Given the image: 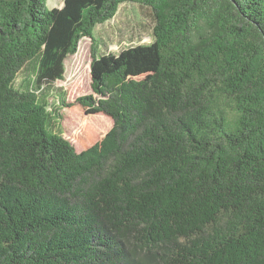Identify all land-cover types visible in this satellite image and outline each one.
I'll list each match as a JSON object with an SVG mask.
<instances>
[{"label": "trees", "instance_id": "1", "mask_svg": "<svg viewBox=\"0 0 264 264\" xmlns=\"http://www.w3.org/2000/svg\"><path fill=\"white\" fill-rule=\"evenodd\" d=\"M126 3L152 42L99 56ZM0 264H264V0H0Z\"/></svg>", "mask_w": 264, "mask_h": 264}, {"label": "rangeland", "instance_id": "2", "mask_svg": "<svg viewBox=\"0 0 264 264\" xmlns=\"http://www.w3.org/2000/svg\"><path fill=\"white\" fill-rule=\"evenodd\" d=\"M60 0H46L48 10L58 8ZM153 16L149 8L137 4H121L115 16L104 24L98 25L95 36L100 39L101 45L97 48L98 55L113 53L118 54L121 50L152 42ZM90 45L88 38L79 41L77 52L64 61L63 81H56L50 86H45L41 93L37 92L39 98L47 99L48 110L58 107L57 102L61 92L71 85L78 84L81 94L91 93L90 89ZM32 71L25 66L20 71L13 83L17 89H22L24 80ZM43 93V94H42ZM63 118L60 121V132L66 139L75 143L82 133L87 119L74 117L69 112H60ZM53 126L57 127L55 121ZM108 129V126H106Z\"/></svg>", "mask_w": 264, "mask_h": 264}, {"label": "crops", "instance_id": "3", "mask_svg": "<svg viewBox=\"0 0 264 264\" xmlns=\"http://www.w3.org/2000/svg\"><path fill=\"white\" fill-rule=\"evenodd\" d=\"M62 5H63V0H60L59 3L57 4V7H58V8H61Z\"/></svg>", "mask_w": 264, "mask_h": 264}]
</instances>
